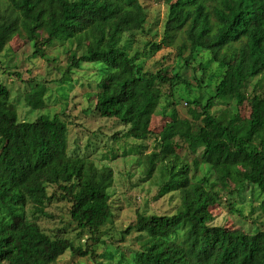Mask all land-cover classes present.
I'll use <instances>...</instances> for the list:
<instances>
[{
    "label": "trees",
    "instance_id": "16d2710c",
    "mask_svg": "<svg viewBox=\"0 0 264 264\" xmlns=\"http://www.w3.org/2000/svg\"><path fill=\"white\" fill-rule=\"evenodd\" d=\"M146 23L140 0H0V54L17 34L29 37L34 56L43 58L56 41L64 47L86 38L61 80L69 82L83 64H102L106 74L94 111L118 120L127 128L122 137L136 141L153 135L152 119L163 100L175 106L189 95L183 100L191 118H173L172 111L145 172L151 177L158 171L159 197L179 191L180 206L171 215L138 214L122 234H143L141 249L128 260L122 254L117 264H264V230L229 231L213 223L210 211L223 193L247 191L264 216V87L250 90L264 73V0L171 1L162 41L145 45L152 56L180 40L170 77L145 70L141 53L131 55L122 46ZM201 52L204 63L197 61ZM211 63L219 76L208 74ZM188 71L192 78L184 77ZM46 91L36 85L25 96L27 105L43 107ZM246 100L251 113L242 118L238 105ZM185 147L198 153L192 165L177 153ZM229 178L234 188L224 181ZM113 181L111 167L69 154V129L59 116L19 121L10 91L0 85V264H57L67 252L95 257L93 249L46 233L38 218L50 217L48 203L67 201L76 230L97 233L112 217ZM181 228L184 237L177 241L173 236ZM114 255L105 257L113 261Z\"/></svg>",
    "mask_w": 264,
    "mask_h": 264
},
{
    "label": "rangeland",
    "instance_id": "374dc122",
    "mask_svg": "<svg viewBox=\"0 0 264 264\" xmlns=\"http://www.w3.org/2000/svg\"><path fill=\"white\" fill-rule=\"evenodd\" d=\"M140 1L147 13L145 30L126 35L122 46L131 55L141 53L145 70H162L165 76L170 77L179 63L177 46L180 40L177 39L173 45L164 46L152 56L146 53L145 45L147 42L162 41L168 6L173 0ZM88 43L86 38H78L74 45L63 47L56 41L44 49L46 57L43 58L34 56L29 37L17 34L0 54V85L10 91V102L17 109L19 121H35L41 115L59 116L69 129V154L92 160L100 168L109 166L114 171V181L109 189L112 217L97 233L76 230V225L70 218V203L67 201L48 203L46 211L50 217L38 218L39 225L52 237H67L76 246L81 245L83 249L87 247L95 251V257L74 256L67 252L57 264H117L122 254L128 260L141 249L144 235L138 232L123 235L122 232L135 223L138 214L171 215L176 213L181 203L179 191L159 197L161 183L158 171L151 177L145 172L149 167V155L158 150V134L172 120V111H176L173 118H191L189 106L183 100L188 99L189 95L183 94L182 100L175 106H166V99L163 100L152 119L153 135L147 140L136 141L122 137L127 130L125 126L118 120L102 118L94 111L95 94L106 74L102 64H83L71 74L69 82L61 80L66 67L74 60V52L85 49ZM199 60L206 62L207 54L201 52L197 61ZM194 68L199 69L198 64ZM221 73L216 63L209 65V75L219 76ZM192 74V71H188L184 77L192 78ZM191 83L196 86L194 80ZM256 84L259 88L264 87V73L252 81L250 90ZM36 85L47 87L45 104L39 109L30 107L25 101L26 94ZM164 91L168 93L167 86H164ZM203 95L207 96L205 93ZM238 106L241 117L249 118L250 101L240 102ZM177 153L191 165L199 157L198 153L186 147L177 150ZM201 168L207 167L202 164ZM198 175H201L200 169ZM209 179L222 188L214 174L209 173ZM224 181L227 185L230 183L231 188L235 187L230 178ZM54 190L50 188V193ZM210 211L214 216L213 223L229 231H254L256 228L264 230V216L258 210V203L247 191L238 197L223 193L221 201L211 206ZM173 237L181 241L184 237L183 229H178ZM107 252H115L113 261L105 257Z\"/></svg>",
    "mask_w": 264,
    "mask_h": 264
}]
</instances>
